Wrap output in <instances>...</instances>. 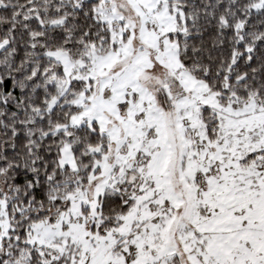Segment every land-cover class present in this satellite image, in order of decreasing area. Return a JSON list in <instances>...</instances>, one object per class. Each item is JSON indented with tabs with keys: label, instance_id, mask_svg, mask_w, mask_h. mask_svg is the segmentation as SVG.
Wrapping results in <instances>:
<instances>
[{
	"label": "snow or ice",
	"instance_id": "6c2138e0",
	"mask_svg": "<svg viewBox=\"0 0 264 264\" xmlns=\"http://www.w3.org/2000/svg\"><path fill=\"white\" fill-rule=\"evenodd\" d=\"M0 264H264V0H0Z\"/></svg>",
	"mask_w": 264,
	"mask_h": 264
}]
</instances>
